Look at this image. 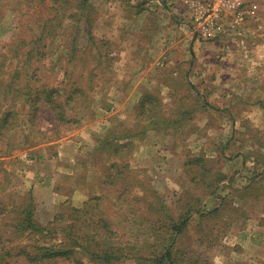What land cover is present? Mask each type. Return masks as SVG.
<instances>
[{
	"label": "rangeland",
	"instance_id": "rangeland-1",
	"mask_svg": "<svg viewBox=\"0 0 264 264\" xmlns=\"http://www.w3.org/2000/svg\"><path fill=\"white\" fill-rule=\"evenodd\" d=\"M160 2L0 0V61L6 69L22 66L24 74H34L35 85L61 82L67 90L78 85L86 90L82 100L87 99L71 112H78L80 123L62 129L59 139L45 143L39 135L18 134L11 156L0 157V227L1 205L7 201L15 205L32 195L35 217L46 224L63 206L80 208L99 196V207L121 242L147 239L150 246L153 237L140 228L146 222L138 218V208L164 206L168 221L175 222L190 201L188 206L217 211L194 216L179 237L177 248L188 264H264V0L245 13V28L231 32L224 25L215 39L201 42L188 31L191 39L176 45L172 57L185 63L181 70L166 68L169 60L159 54L147 59L143 50H131L130 44L149 40V27L158 31L157 17L148 18L158 14ZM183 26L172 24L179 32ZM153 39L159 42V34ZM138 61L152 64V80L139 76ZM156 63L160 67H153ZM144 92L162 102L157 116L168 122L149 126L136 120ZM36 118V128L51 129L48 110L41 108ZM108 127L135 135L128 151L96 150ZM200 157L210 177L226 178L215 196L192 181L196 169L188 161ZM112 162L127 164L123 170L128 171L115 186L104 183ZM26 243L21 238L12 246ZM119 264L152 263L131 257Z\"/></svg>",
	"mask_w": 264,
	"mask_h": 264
},
{
	"label": "trees",
	"instance_id": "trees-1",
	"mask_svg": "<svg viewBox=\"0 0 264 264\" xmlns=\"http://www.w3.org/2000/svg\"><path fill=\"white\" fill-rule=\"evenodd\" d=\"M4 66L2 59L0 61V157L11 156L18 134L24 135L26 139L31 134L33 139L39 135L42 141L47 143L59 139L62 129H69L73 124L80 123V117L76 118L78 112L75 114L71 112L86 103V98L82 100L83 96H86L84 88L73 85L67 90V84L64 83L61 87L63 84L61 82L51 87L45 84L35 85L32 78L34 74H24L22 66H12L13 69H6L7 66L5 68ZM64 77H68L66 69H64ZM155 101L158 105L152 106ZM206 104L204 102L203 106ZM162 105L154 95L144 92L136 107V120L139 118L140 120L137 121H148L149 126H159L168 122L160 121V117L157 116L158 109ZM41 108L48 110L53 117L49 126L51 129H47L48 131L36 128V117ZM22 117H28L26 122H23ZM24 123H28V126L22 130ZM26 129L29 131L27 132ZM142 129L141 133H144L147 127L142 125ZM134 137L131 131L108 127L106 135L99 140L96 150L113 148L115 152L122 149L128 151L133 145L131 140ZM35 143L31 141L30 144ZM204 162L205 159L202 157L188 161V164L194 165L196 169L192 174V181L197 185H205L206 188L211 189L209 196H215L218 185L226 178L222 174V176L210 177L208 175L210 169ZM124 168H127V164L112 162L107 168L104 183L115 186L120 180L125 181L128 178V171L124 172ZM208 177H210L209 181ZM4 183L8 184L9 178L5 177ZM4 185L1 190L5 189ZM121 198L126 199V197ZM100 200L99 196H94L85 201L80 208L63 206L46 224L39 222L35 217L32 195L19 198V202L15 205L8 204V201L5 204L2 202L1 216L2 220L4 219V226L0 227V264H86L84 257L96 264H119L131 257L152 264H188L177 248L179 237L185 235L194 216L202 219L206 213L217 211L215 207L206 212L188 206L189 201L184 206L183 216L175 222H169L168 216L164 214V206L160 210H156L153 204L139 207L138 218L146 222L140 228L148 229L147 234L153 237L152 244L148 246L147 239L135 243L121 242L119 232L112 228L109 218L105 217V213L100 209ZM21 238L26 239L27 243L12 246L13 242ZM150 248L153 249L152 253H155V256L149 254ZM131 253H134L133 256L130 255ZM189 264L196 262L189 261Z\"/></svg>",
	"mask_w": 264,
	"mask_h": 264
},
{
	"label": "built area",
	"instance_id": "built-area-1",
	"mask_svg": "<svg viewBox=\"0 0 264 264\" xmlns=\"http://www.w3.org/2000/svg\"><path fill=\"white\" fill-rule=\"evenodd\" d=\"M258 0H178L169 6L180 5L184 22V30L190 31L197 42L213 40L217 31L226 25L229 31L245 28L249 8H253ZM179 22V21H178Z\"/></svg>",
	"mask_w": 264,
	"mask_h": 264
},
{
	"label": "crops",
	"instance_id": "crops-1",
	"mask_svg": "<svg viewBox=\"0 0 264 264\" xmlns=\"http://www.w3.org/2000/svg\"><path fill=\"white\" fill-rule=\"evenodd\" d=\"M160 1L162 2H160L159 5L156 7V9L158 10V14L150 13L149 18H148L149 19L148 21H152L154 15L157 17V20L159 21V25H160L158 31L154 27L152 29H150L149 27L147 29L148 33L150 34L149 40L141 44V46H139L138 42H135L134 44H130V46L132 47V49L131 48L130 49L134 52L136 51L137 48L139 49V51L143 50L144 54H146L147 56V59H151L152 57H155L156 54H159V56L162 58L165 57V59L169 60L166 65V68H169V69L173 68L174 70L185 69L187 68L185 63L176 62L175 61L176 59L172 58L173 54L175 53L176 47H177L176 45L179 44L183 46L184 43H186V40L191 39V37L187 35V32H188L187 30H184L183 28H181L179 32L177 31V29L175 31L174 28H172V24H176V22L178 21L180 24V20H178L179 19L178 14L181 13L180 11V9H182L180 8L181 4L178 6H175V9H173L172 5L169 6L171 0H168V2L167 0H160ZM153 34H159V42L153 39ZM147 37L148 35H146L145 38ZM138 62H140L141 67L143 69V71L140 73L139 76L144 78L145 80L147 79L152 80L153 75H154L153 73H155L152 71V64L151 63L145 64L143 61H138ZM133 64L134 66H137V61H134ZM153 65H154L153 67H160L158 66L159 63L158 65L157 63ZM118 67L122 68L123 65L118 64ZM128 69H129L128 66L125 65V68L123 70L124 72L128 73ZM131 72L132 71L130 70V73Z\"/></svg>",
	"mask_w": 264,
	"mask_h": 264
}]
</instances>
